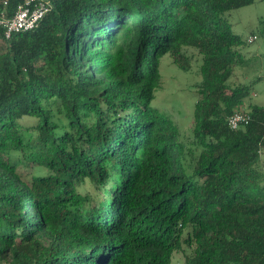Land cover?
I'll return each mask as SVG.
<instances>
[{"label": "trees", "instance_id": "1", "mask_svg": "<svg viewBox=\"0 0 264 264\" xmlns=\"http://www.w3.org/2000/svg\"><path fill=\"white\" fill-rule=\"evenodd\" d=\"M48 2L28 31L0 25L1 264H170L183 245V264H264V104L227 124L264 78L263 55L230 83L250 60L225 14L254 0ZM185 47L201 59L187 147L151 105L160 58L185 69Z\"/></svg>", "mask_w": 264, "mask_h": 264}, {"label": "rangeland", "instance_id": "2", "mask_svg": "<svg viewBox=\"0 0 264 264\" xmlns=\"http://www.w3.org/2000/svg\"><path fill=\"white\" fill-rule=\"evenodd\" d=\"M225 17L231 30L242 39L246 40L255 33V39L247 42L243 47V56L250 62L235 66L230 78L232 84H249L263 73L264 36L259 31L258 21L259 19L264 20V2L254 0L251 4L229 10ZM184 52L188 59L185 69L174 64L169 54L160 58L158 69L161 86L155 91L151 105L174 123L179 131V139L187 147L192 139L194 105L198 98L196 87L201 79L198 70L201 59L194 48L185 47ZM250 103L264 104V78L254 81L250 96L244 101L241 109L247 110ZM30 120H23V123ZM262 162L264 168V151ZM22 176L24 179L29 178V172H23ZM189 253V247L183 245L182 249L173 251L170 264H183L186 254Z\"/></svg>", "mask_w": 264, "mask_h": 264}, {"label": "built area", "instance_id": "3", "mask_svg": "<svg viewBox=\"0 0 264 264\" xmlns=\"http://www.w3.org/2000/svg\"><path fill=\"white\" fill-rule=\"evenodd\" d=\"M49 7L48 0H26L18 5L11 16H1L0 25L3 26L6 36L14 32L28 31L37 25ZM255 37V35L249 36L247 41L251 42ZM248 121L249 115L244 109L235 110L227 117V124L232 129L245 125Z\"/></svg>", "mask_w": 264, "mask_h": 264}, {"label": "crops", "instance_id": "4", "mask_svg": "<svg viewBox=\"0 0 264 264\" xmlns=\"http://www.w3.org/2000/svg\"><path fill=\"white\" fill-rule=\"evenodd\" d=\"M242 52H243V49H242Z\"/></svg>", "mask_w": 264, "mask_h": 264}]
</instances>
